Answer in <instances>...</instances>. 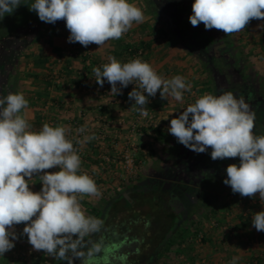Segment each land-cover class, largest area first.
Returning a JSON list of instances; mask_svg holds the SVG:
<instances>
[{
	"label": "clouds",
	"instance_id": "9594fccd",
	"mask_svg": "<svg viewBox=\"0 0 264 264\" xmlns=\"http://www.w3.org/2000/svg\"><path fill=\"white\" fill-rule=\"evenodd\" d=\"M20 4V0H0V17L12 14ZM29 9L42 22L65 21L70 32L67 42H78L85 48L118 40L133 22L143 23L145 18L143 10L129 0H34ZM192 13L189 21L193 27L203 23L206 30L230 35L245 29L253 19L264 20V0H194ZM108 61L93 69L96 83L103 87L107 80L113 95L135 84L128 97L134 99L132 106L144 117L148 116L145 106L149 97L158 91L162 99L176 101L191 91L184 77L164 79L140 58L121 63L109 56ZM27 106L22 93L0 97V256L15 247L19 238L15 226L24 224L20 235L27 236L33 250L68 264L75 258L87 264L80 248L85 237L100 230L102 221L86 215L81 201L85 196L99 197L101 192L95 180L81 172V157L67 139L70 129L45 123L38 131L32 130L21 115ZM253 128L254 115L244 98L226 91L218 96L206 93L188 105L170 120L168 132L197 154L211 148L213 161L239 157V165L227 166L223 183L243 197L259 193L264 203V135H255ZM94 138L85 136L77 143ZM54 167L59 171H45ZM34 174L42 182L39 192L29 187ZM252 227L264 232V211L254 214ZM238 259L233 257L230 264Z\"/></svg>",
	"mask_w": 264,
	"mask_h": 264
},
{
	"label": "rangeland",
	"instance_id": "374dc122",
	"mask_svg": "<svg viewBox=\"0 0 264 264\" xmlns=\"http://www.w3.org/2000/svg\"><path fill=\"white\" fill-rule=\"evenodd\" d=\"M191 1L194 2V0ZM20 3V6H18L12 14H6L4 17H0V71H14L11 76L8 75V82L10 81L12 82L11 84L14 85L12 89L9 88L8 93H12V91L15 90L17 92V89L22 90L23 86L19 84V80L23 79V75L20 74V71L24 74L25 72H29L27 68H24L28 64L27 61L35 56H40V54L36 55L35 53H41L43 50L41 47L44 44V40H46L44 36L53 27L49 23L42 22L36 12L29 9L31 4L34 3V0H20ZM143 4L147 10L151 9L150 0H143ZM32 21H36L40 25L39 32L35 35L21 30L26 24L28 25ZM157 23L159 22L157 21ZM183 27L186 28H183L180 33H183L185 37V39H183V45L186 52H189L187 55H190L191 52H195L196 54L192 56L194 61H196L194 66L202 68V70L207 67L209 69L208 71H210L212 67L215 68L218 78L221 79V76H224L222 78V85L226 88L233 87L234 84H236L235 80L239 74L242 78V86L246 81H249L252 88L261 87L264 89V20L253 19L245 29L230 35H225L223 31L217 29L206 30L203 23L193 27L189 21L187 24L183 23ZM31 34H33V37ZM31 39L32 41H30ZM12 60H16L17 63L19 62L18 68L16 67L15 70H12L13 66H11L10 62ZM209 60L211 64H208ZM22 67L23 69L19 71V68ZM188 71H190V67H184V70H182V68L180 70L184 75H186ZM215 71L213 72L214 74ZM205 73L208 76V72L205 71ZM19 74L21 77L16 79V76L18 77ZM206 75L204 74L205 77H207ZM206 80H208V78H206L205 81ZM7 84L8 83H6V85ZM209 84V93L215 95L217 85H215L214 80ZM183 106L186 107V105ZM148 107L155 115V123L158 126L162 123L161 125L163 126H161V131L163 134H156L150 130L154 128L153 126H148L143 122L141 127L137 126L136 128L138 134H135L136 139H133L132 142L129 141L131 143L123 146L124 151L132 150L133 153H135V165L137 167L135 175L128 174L126 176V174H124L125 178L119 175L111 178L102 176L107 177L102 178L100 174L101 172L104 173V171L99 172V170L92 165V170L87 174L89 176L92 175L95 181H100L101 185L99 184L97 187L101 192V196H85L83 198L81 203L86 215L99 219L103 207L116 196L118 190L146 177L163 163H168L171 158L180 155L182 150L185 149V146L178 143L177 139L168 132L170 126H165L163 120H159L160 117L164 119L167 118V116H165L167 113L160 114L157 111L158 108H152L149 104ZM182 112L183 110L178 113V116ZM32 130H34V128H32ZM84 146L86 147V145ZM98 150L100 151L99 155L104 154L106 151L104 148H98ZM232 159L235 160V158ZM84 161L85 159L82 160V163H84ZM100 161L98 160V162H100L99 165L103 168L105 165L104 160ZM239 163L240 161L233 164L239 165ZM116 168L118 172H121L120 168ZM37 177V174H34L33 179L29 181L30 190L34 192H39L42 187ZM223 177L226 179L227 175H223ZM100 178H102V180H100ZM25 179L28 178L26 177ZM118 186L121 187V189H118ZM208 192L212 198V205L208 206L204 203V206H199L192 219L181 228L177 235H175L172 245L177 247L181 243L180 248H183L185 251L177 253V251L172 250L166 257H161L159 264H230L233 257L239 258L236 264H256L255 257L249 255V251H253L252 248L254 246L264 247V232H261L259 235L253 233L252 230L256 231V229L252 227V215L257 213L258 209L264 210V203H262V205L253 203L252 207L249 205H242L245 201L248 202L252 199L254 201V198H256L259 193H256L252 199L248 200V197L246 198L238 193H233L231 187L225 185L223 181L220 183H213ZM233 199L239 205V208L241 207L240 209L243 211L242 217L250 219V222H247L244 226L239 223L241 219L237 217V212L234 210V207L231 205V207L227 209L224 206V203L231 202ZM92 208L98 209V213L94 214ZM127 212L128 216L134 219H140L141 223L139 226L141 228L139 231L161 232L158 229V223L162 220L161 214H158L156 208L152 207L151 204H147L138 210L129 209ZM216 219L220 224L227 221L232 223L237 220V223L241 224L240 229L236 232L233 231V234L225 235L222 229L211 227V222ZM125 223H127V221ZM197 224H201L202 228L198 226L199 232H203L204 238L207 239L206 242L202 241L203 238L200 240L199 235L194 233ZM133 225L134 224H131V226ZM24 226V224L15 226V232L19 238L14 242L15 247L13 249L6 252L3 256H0V263L6 264L3 259L8 258V264H55L59 259L53 258L43 251L33 250L32 246L28 243L27 236L20 235ZM255 238H258L257 241H255ZM240 252L243 255L239 256L238 253ZM257 257L259 260L257 264H264V257Z\"/></svg>",
	"mask_w": 264,
	"mask_h": 264
},
{
	"label": "crops",
	"instance_id": "0c3cea01",
	"mask_svg": "<svg viewBox=\"0 0 264 264\" xmlns=\"http://www.w3.org/2000/svg\"><path fill=\"white\" fill-rule=\"evenodd\" d=\"M129 3L143 10L145 17L143 23L133 22L129 31L120 39L109 40L100 47L90 44L85 48L78 42L68 43L69 30L66 27H52L44 36L46 40L41 47L43 50L41 53H35L40 56L27 59L28 64L24 68H27L29 72L24 74L20 71L23 67L19 68L20 74L23 75L22 81L19 80V84L23 86L22 90L12 91L13 94L22 93L28 101L27 108L22 109L21 114L27 118L29 123L39 120L40 128L45 123L53 127L65 126L70 129L67 135L71 136L69 139L71 141L73 136L78 133V129L74 128L72 121H79L88 127L89 133L85 136H94L95 138L84 143L86 156L84 163L81 164L82 173L91 171L93 165L99 172L104 171L105 174L101 172V177H117L119 175L117 164L104 161L103 168L99 165L101 159L98 148H104L106 151L103 152L112 158L124 151L125 144L136 139L137 132L133 130V125L137 122L138 111L132 106L133 99L129 100L128 97V93L132 91L130 86L122 88V94L113 95L110 93L111 87L107 80L104 84L108 88H105L104 84L103 87H100L95 80L93 69L101 67L105 62L108 63L109 56H114L121 63L129 62L132 58L126 49L128 45L140 47L143 44L145 50L142 60L148 62L158 75L164 79H171L179 75L185 78L186 84L191 85V91L184 92L182 101H176L171 97L162 99L159 91L155 97H151L149 106L158 108L157 111L160 114L167 113L165 114L167 118L160 117L159 119L163 120L165 126H170L171 119L177 118L178 113L210 91V84L205 81L210 77V71L207 67L202 70V68L194 66L196 61L192 56L196 55L195 52L187 55L189 52H186L183 43L181 44L173 35L162 33L164 26L157 23L155 10L152 7L147 10L143 0H129ZM39 26L38 22L32 21L21 30L35 35L39 32ZM12 61H10L13 66L12 70H15L16 67L18 68L19 62ZM184 67H190V71L186 75L180 72L181 68L184 70ZM53 69L59 70L60 80L57 83L53 80ZM205 71L208 72V76ZM13 72L9 70V75L11 76ZM20 74L18 77L16 76V79L21 77ZM210 79L212 82V77ZM11 83L8 82L4 96H7L9 88L12 89L14 86ZM161 124H159L160 128L163 126ZM31 128L34 127L31 126ZM39 129L34 128V131ZM56 171H59L58 167L49 169L48 172ZM90 176L92 177V175ZM119 188L121 189L118 186ZM252 231L255 235L261 234V232ZM252 250L249 251V255H253L255 260L258 259L257 256L264 257V247L254 246ZM238 255L243 254L240 252ZM255 263L257 262L255 261Z\"/></svg>",
	"mask_w": 264,
	"mask_h": 264
},
{
	"label": "flooded vegetation",
	"instance_id": "af4514ba",
	"mask_svg": "<svg viewBox=\"0 0 264 264\" xmlns=\"http://www.w3.org/2000/svg\"><path fill=\"white\" fill-rule=\"evenodd\" d=\"M208 64H211L210 60ZM214 71L212 67L210 73L217 85L215 95L230 91L237 98L242 96L254 115L253 133L264 135V89L252 88L249 81L242 86L239 74L236 84L226 88L222 85L224 76L220 75V79ZM8 75V70L0 71V97L5 95ZM211 151L209 148L197 154L185 147L168 163L119 190L103 207L100 230L85 237L80 248L87 264H159L162 243L166 245L179 233L170 235V232L183 228L192 219L197 208L204 206L202 193L208 192L213 183L224 180L228 165L239 162V157L213 161ZM147 204L161 214L162 220L158 223L161 232L139 231L140 219L127 215L129 209L138 210ZM57 264L68 262L59 260ZM73 264H81L80 259L75 258Z\"/></svg>",
	"mask_w": 264,
	"mask_h": 264
},
{
	"label": "trees",
	"instance_id": "16d2710c",
	"mask_svg": "<svg viewBox=\"0 0 264 264\" xmlns=\"http://www.w3.org/2000/svg\"><path fill=\"white\" fill-rule=\"evenodd\" d=\"M193 3L194 2H192L191 0H150V5L155 10L154 12H155L156 20L161 25L164 26V28L162 29V33H164L166 35L170 34V35L175 36L178 39V41L182 44L183 41H184L183 39H185V37H184L183 33H180V32L183 30V28L184 29L186 28V27H183V23L187 24L189 22V19H188L189 16L193 14L192 13V4ZM50 25L53 26V27H66V23L63 20L57 21L55 24H50ZM140 47L144 48V50H145V45L142 44V46H140ZM128 48H129V45L126 48L127 52H128ZM136 48H138V47H136ZM210 77H212L211 73H210ZM210 77H208V80H206L207 84L211 83ZM29 124L32 127H34L35 129H39L41 127V123H40L39 120L32 121ZM150 130H152L156 134H161V135L163 134L162 131H161V128L159 126L151 128ZM93 162H95V161H93ZM100 180H102V179H100ZM95 182H96V185L100 184L99 180H97ZM247 199L249 200L250 197H248ZM202 200L204 201L205 205H208V206L212 205V198H211V195L209 194V192L205 191V192L202 193ZM245 204H247L246 201L244 202V205ZM231 205L234 207V210L237 212V217H239L241 219V221L239 223H241L244 226L247 222H250L249 218L242 217L243 216V213H242L243 211H241V209H240L241 207L239 208V205L236 203V201L234 199L231 202L224 203V206L227 209H229L231 207ZM92 211L94 212V214L98 213V209H96V208H92ZM260 211H264V210L258 209L257 212H260ZM239 223H237V225L234 227L235 228V232L240 229V225L241 224H239ZM201 224H197L196 227H195V232L194 233L196 235L199 234L198 233L199 232V228H202ZM198 226H199V228H198ZM180 230L181 229L177 228L175 231H171L170 235H172L173 232H177V231L179 232ZM170 235L168 237H170ZM206 240H207L206 238L202 239V241H204V242H206ZM173 243H174V239L173 240L170 239L167 242L166 245H164L165 244L164 242L162 243V245H161L162 248L161 249H163V250H162L161 257L162 256L166 257L167 254H169L172 250L177 251V253H181V252L185 251L183 248H180L181 243L177 247H174L172 245ZM3 261L6 264H8V258H4ZM58 261L59 260H57L55 262V264ZM255 261L257 263L259 262L258 259H256Z\"/></svg>",
	"mask_w": 264,
	"mask_h": 264
},
{
	"label": "built area",
	"instance_id": "2783aa9c",
	"mask_svg": "<svg viewBox=\"0 0 264 264\" xmlns=\"http://www.w3.org/2000/svg\"><path fill=\"white\" fill-rule=\"evenodd\" d=\"M128 54L130 55L132 60L135 59V58H140L142 60L143 59V55H144V49L142 47L136 48V47H134V46L129 44ZM105 63H103V64H105ZM52 75H53L54 82L55 83L59 82V80H60L59 70L58 69H53ZM128 86H130V89L133 90V88L135 87V84H129ZM104 87L108 88L106 84H104ZM109 87H111V85H109ZM144 94L147 96V93H144ZM150 101H151V97H149V103H150ZM132 102H133V104L135 103L134 99L132 100ZM148 104L145 106L147 108V111H148V116L147 117L142 116L139 112L137 113V116H136L137 122L133 125V130L134 131H136L137 126L141 127L143 122H145L148 126H153V127L158 126L155 123V119H154L155 115L149 109ZM133 107L136 110V106H133ZM72 125H74V128H76V129H80V128H85L86 129L85 132H83V133H80V132L76 133V135L73 136V140H72L74 148L77 150L78 155L81 157V161H82V160L85 159V156H86V147L84 146V144H78L77 140H83L85 135L89 133V130H88V127H86V125L81 124L79 121H76V120L72 121ZM70 138H71V136L67 135V139H70ZM134 156H135V153H133L132 150H126V151H122L121 153H119L116 156H113L112 158L109 157L108 155H106V153L100 154L99 158L101 160H104V161H107V162H110V163H113V164H117L119 166L120 170H121V172H119V176L123 177L124 174H126V176L128 174H130V175H133V174L135 175L136 174L135 171H136L137 167L135 165V157ZM45 171L48 172L49 169H47ZM41 174H43V173H41ZM124 178H125V176H124ZM38 179H39V177H38ZM39 182H40V180H39ZM40 183L42 185V182H40ZM258 197H259V199H258ZM250 199H252V198H250ZM254 199H255L254 201H253V199L249 200L247 202V204H245V205H249L251 207H252L253 203H255V204L259 203V205H262V202L260 200V196L259 195L256 198H254ZM242 206H244V204ZM253 216L254 215H252V217ZM236 225H237V220L232 222V223H230V221H227V222L222 223V224H220L218 222V220H214V221L211 222V227L212 228L222 229L224 231L225 235L233 234L234 233L233 231H235L234 227ZM198 235L200 237L199 238L200 240L202 238H204V235H203L202 231H200ZM257 239L258 238H255V241H257Z\"/></svg>",
	"mask_w": 264,
	"mask_h": 264
}]
</instances>
